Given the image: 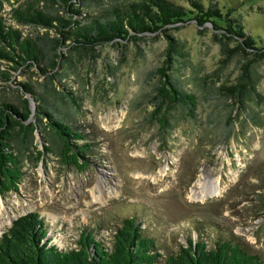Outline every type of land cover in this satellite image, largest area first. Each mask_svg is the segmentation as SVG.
I'll use <instances>...</instances> for the list:
<instances>
[{"label": "rangeland", "instance_id": "obj_1", "mask_svg": "<svg viewBox=\"0 0 264 264\" xmlns=\"http://www.w3.org/2000/svg\"><path fill=\"white\" fill-rule=\"evenodd\" d=\"M108 1L86 0L82 10L93 13ZM173 1L187 6L185 0ZM216 2L221 12L239 15L257 43L264 41V0ZM8 9L1 0L6 22ZM17 27L46 42L57 35L53 28ZM212 31L209 22L197 26L193 19L166 29L174 46L165 71L194 94L196 107L191 119L170 106L163 125L151 113L155 69L165 59L162 33L61 46L63 61L50 74L36 67L11 70L1 59L0 71L10 77H0V101L20 105L28 94L18 82H26L61 109L90 145L81 159L85 164L77 167L58 152L60 141L48 127L15 133L12 146L22 174L14 190L0 193V233L18 215L36 211L46 236L60 248L74 247L83 229L109 244L120 219L134 216L161 253L153 264H162L164 254L197 235L207 245L228 238L264 264V57L251 60L242 76L245 58L220 51ZM241 80L247 93L239 100L221 89ZM201 173L218 176L220 191L191 198L190 187ZM97 184L102 190L94 191L95 200L90 190Z\"/></svg>", "mask_w": 264, "mask_h": 264}, {"label": "trees", "instance_id": "obj_2", "mask_svg": "<svg viewBox=\"0 0 264 264\" xmlns=\"http://www.w3.org/2000/svg\"><path fill=\"white\" fill-rule=\"evenodd\" d=\"M8 19L0 15V60L9 69L19 66L36 67L41 74H50L62 63L61 46L74 48L95 44L133 40L140 35L162 33L166 38L165 59L155 69V95L151 113L160 125L165 124V110L177 105L194 119L196 100L183 89L176 78L165 70L173 38L166 33L170 25L193 19L197 26L209 22L217 37L220 51H234L245 58L242 76L251 60L264 57V41L257 43L247 33L239 15L221 12L216 0H185L187 6L173 0H109L93 13L83 12L86 0H22L12 5L9 0ZM1 9V0H0ZM53 28L57 34L48 42L41 36L22 34L17 26ZM64 40H67L64 43ZM229 42L232 45L229 46ZM47 45V48L43 46ZM247 54V55H245ZM48 76V75H47ZM8 80L9 71H0ZM27 97L21 104L0 101V193L14 190L22 171L17 147L12 146L15 133L24 136L32 130L41 132L48 127L60 141L58 152L77 167L84 165L90 142L64 112L43 96L32 91L26 82H18ZM239 100L246 95V83L241 80L221 86ZM63 112V113H62ZM48 148V147H45ZM46 225L36 211H28L11 220L0 233V264H153L161 257L153 237L146 235L134 216L122 217L111 231L110 243H102L90 230H80L75 246L60 248L46 236ZM162 264H263L261 257L228 238L207 242L197 235L186 237L172 253L162 257Z\"/></svg>", "mask_w": 264, "mask_h": 264}, {"label": "bare ground", "instance_id": "obj_3", "mask_svg": "<svg viewBox=\"0 0 264 264\" xmlns=\"http://www.w3.org/2000/svg\"><path fill=\"white\" fill-rule=\"evenodd\" d=\"M219 182H220V179L218 176L211 177L209 175H204L202 173L199 174V176L194 181L193 185H191L190 187L189 192H190L191 198L193 197V198L204 199L208 195L219 193L220 191ZM94 188H91L90 191H91V196L96 200L99 198V196L94 191H100L102 189L101 187H99V184H97Z\"/></svg>", "mask_w": 264, "mask_h": 264}, {"label": "water", "instance_id": "obj_4", "mask_svg": "<svg viewBox=\"0 0 264 264\" xmlns=\"http://www.w3.org/2000/svg\"><path fill=\"white\" fill-rule=\"evenodd\" d=\"M27 100H28V105H29L30 109H32L34 104L32 103V100L30 99L29 96L27 97Z\"/></svg>", "mask_w": 264, "mask_h": 264}]
</instances>
